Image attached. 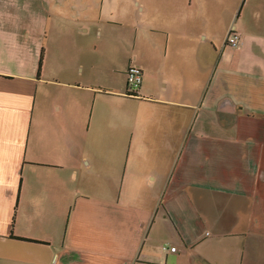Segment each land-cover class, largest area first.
I'll use <instances>...</instances> for the list:
<instances>
[{
    "label": "crops",
    "instance_id": "0c3cea01",
    "mask_svg": "<svg viewBox=\"0 0 264 264\" xmlns=\"http://www.w3.org/2000/svg\"><path fill=\"white\" fill-rule=\"evenodd\" d=\"M104 1L0 0V264H264V0Z\"/></svg>",
    "mask_w": 264,
    "mask_h": 264
},
{
    "label": "rangeland",
    "instance_id": "374dc122",
    "mask_svg": "<svg viewBox=\"0 0 264 264\" xmlns=\"http://www.w3.org/2000/svg\"><path fill=\"white\" fill-rule=\"evenodd\" d=\"M11 1V4L15 5H21L22 0H7ZM30 1V0H27ZM25 2V0H23ZM105 19L110 18L109 16V10H113V19L115 20H123V12L129 8H131V1L130 0H105ZM114 33V32H112ZM104 49L106 53L108 54L109 61L104 59L103 66H104V74L101 77V81L105 79L110 80L112 76H114L113 72H120L125 66L127 65L128 59L126 57L122 56V49L118 46L117 42H109L104 46ZM129 67L126 69V72L128 71ZM116 77L121 79L120 75H116ZM128 80L126 75V81ZM52 88L50 86L44 85L41 86V92L43 93V101L41 100V103L45 105L49 95L51 94ZM45 102V103H44ZM127 114H132L130 111H126ZM137 113L141 114L142 111H138ZM80 125V131L86 130L88 128V122L87 123H79Z\"/></svg>",
    "mask_w": 264,
    "mask_h": 264
},
{
    "label": "built area",
    "instance_id": "2783aa9c",
    "mask_svg": "<svg viewBox=\"0 0 264 264\" xmlns=\"http://www.w3.org/2000/svg\"><path fill=\"white\" fill-rule=\"evenodd\" d=\"M240 36L237 32L232 31L227 38L226 44L231 48H237L240 44ZM127 94L131 97L138 95L139 89L143 81V72L138 66H130L127 71ZM166 249V247H164ZM172 252H175L176 248L170 249Z\"/></svg>",
    "mask_w": 264,
    "mask_h": 264
},
{
    "label": "trees",
    "instance_id": "16d2710c",
    "mask_svg": "<svg viewBox=\"0 0 264 264\" xmlns=\"http://www.w3.org/2000/svg\"><path fill=\"white\" fill-rule=\"evenodd\" d=\"M126 97H128V98H140V95L138 94V95H135V97H131L129 94H127V92H126Z\"/></svg>",
    "mask_w": 264,
    "mask_h": 264
}]
</instances>
